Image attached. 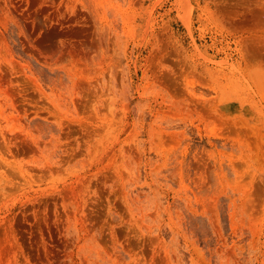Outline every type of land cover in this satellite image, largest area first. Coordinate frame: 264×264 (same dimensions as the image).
Instances as JSON below:
<instances>
[{
	"label": "rangeland",
	"instance_id": "rangeland-1",
	"mask_svg": "<svg viewBox=\"0 0 264 264\" xmlns=\"http://www.w3.org/2000/svg\"><path fill=\"white\" fill-rule=\"evenodd\" d=\"M0 264H264V0H0Z\"/></svg>",
	"mask_w": 264,
	"mask_h": 264
}]
</instances>
